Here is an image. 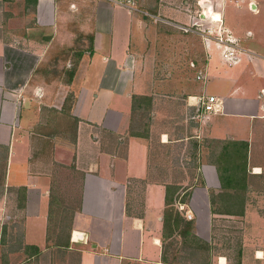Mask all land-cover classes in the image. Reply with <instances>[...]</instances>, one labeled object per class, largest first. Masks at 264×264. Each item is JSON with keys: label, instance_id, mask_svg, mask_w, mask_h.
<instances>
[{"label": "crops", "instance_id": "obj_1", "mask_svg": "<svg viewBox=\"0 0 264 264\" xmlns=\"http://www.w3.org/2000/svg\"><path fill=\"white\" fill-rule=\"evenodd\" d=\"M138 3L0 0V264H264V0ZM207 8L242 49L235 64L184 30ZM134 96L150 102L143 130ZM207 96L221 105L201 119ZM69 97L74 130L46 144L35 104ZM252 213L233 261L199 254L216 216Z\"/></svg>", "mask_w": 264, "mask_h": 264}, {"label": "rangeland", "instance_id": "obj_2", "mask_svg": "<svg viewBox=\"0 0 264 264\" xmlns=\"http://www.w3.org/2000/svg\"><path fill=\"white\" fill-rule=\"evenodd\" d=\"M9 12L14 13V8L12 7ZM199 14L201 15L202 12L198 13L197 15H199ZM196 21L198 22L199 20H196ZM201 22L204 25L207 24V20L203 19V21L201 20ZM10 26H11V22H9V21L6 22L7 31H10V29H9ZM74 26H75V24H74ZM198 44H199V51H198L197 56L199 57V62H200L198 68H201V65L203 62L202 58L204 57L203 56L204 54L202 55V43H201L200 38H198ZM61 70L62 69L55 68V69H48L44 72L43 77H45L46 79L44 80V84H41V86H40V88H42L44 92H46L47 91L46 89L48 88L49 92L51 93L52 87L53 88L56 87V86L52 85L51 78L54 75L60 73ZM60 77L63 78L62 76H60ZM46 85H49V86H46ZM50 93H49V96H51ZM44 98H46V97H44ZM44 98H43V100H45ZM43 102L44 101L39 102V104H37V103L35 104V107H38L39 109H41L40 113H42V116H44V120H43L44 125L43 126L40 125L41 128L40 127L36 128V130L39 133L37 138H39L41 140H45L46 144H47V139L46 138L44 139V137H49V139H52V137L53 138L59 137V140L62 141L68 135V133H66V131L68 130L69 134H70V132L74 130V127L76 124V120L72 119L69 115H67L68 114L67 110H68L69 106L72 104V100L70 97L67 98L65 100L64 105L62 106L61 110L54 109V108H51V109L45 108V107H43V104H45ZM60 102H61L60 99H58L57 101L55 100V104L57 107H59ZM50 110H51V112H50ZM146 117L147 116L145 114H143V112L139 111L135 117L136 119H135L134 125L138 128L139 127L142 128V125L145 122ZM39 129H41L42 132L39 131ZM49 144L51 145V143H49ZM39 148H40V150L38 149L39 151L38 150L37 151L39 154H42L43 156L47 155L48 151L51 149V147H49L47 149L46 148L42 149L40 147V145H39ZM242 152H243L242 150H237L233 153H230L228 155V159L226 161L224 160L225 163L229 162V161L233 162V159H235V158H238V160L241 163V161L243 159V155H242L243 153ZM222 160H223V158H222ZM224 161H223V163H224ZM227 164L229 165L231 163H227ZM233 165H231V166H233V169L235 170L234 172H236V170L237 171L242 170L241 164L237 163V164H233ZM229 169L232 170V168H229ZM184 183L187 184L186 186H184V188H187L188 185L190 184V182H184ZM254 186L257 187L258 183L254 182ZM250 199H255V198H250ZM70 201H71L70 197H66V200L64 199V203H63L64 207L63 208L69 209ZM67 204H68V207H67ZM73 204H75V203H73ZM252 211H253V209H252ZM257 214L259 215L260 213H257ZM257 214H254V213L248 214V215L245 214V216H242L241 218H237V217H233V216L229 217V218L216 216L214 218L213 227L211 229V232L209 233L210 241L209 242H204V241L200 242L199 241V243H198V246L200 249L199 254H205L206 256H208V255H211V256L215 255L216 256L220 253H223V254H226L228 256V259H230V261H233V258H235L236 254L238 253V250H239L238 248L240 247V243L243 240L244 228L245 227L248 228L249 225H252L253 217ZM64 215L67 217L68 213H65ZM55 216H56V221H57L56 223L59 224L63 221L61 219L62 214L55 213ZM57 216H58V220H57ZM5 221H6V219H5ZM65 221L63 223H65L67 225V222H65ZM53 230L54 229H52V231ZM246 230L249 231L248 229H246ZM66 231H67V228L64 230V233ZM55 232H57V231H55ZM205 237L207 239V236H205ZM190 242L193 243L194 240H192L186 236H183V239L182 238L178 239L177 245H179V250H180V246L182 248L185 245H188ZM208 248H210V251H208Z\"/></svg>", "mask_w": 264, "mask_h": 264}, {"label": "built area", "instance_id": "obj_3", "mask_svg": "<svg viewBox=\"0 0 264 264\" xmlns=\"http://www.w3.org/2000/svg\"><path fill=\"white\" fill-rule=\"evenodd\" d=\"M100 1H104L123 8L130 13H144L142 10H140L138 0ZM206 11L207 14L202 12V15H204L203 17H200V14L198 15V22L193 21L188 27L184 26V30L197 34L202 38L205 44H208L209 42L213 43L220 50L222 60L226 64H235L240 60V55L243 53L242 49L240 48L237 40L228 31L223 29L222 24H220V18L218 21H214L213 17L211 16L212 12L210 11V8H207ZM203 19L207 20V25L202 24L201 20L203 21ZM213 23H217V25H214ZM197 79H203L201 73L197 75ZM220 105V100L213 96L201 98L198 118L204 119L209 113L218 111V107ZM187 218H190V215L187 214Z\"/></svg>", "mask_w": 264, "mask_h": 264}, {"label": "trees", "instance_id": "obj_4", "mask_svg": "<svg viewBox=\"0 0 264 264\" xmlns=\"http://www.w3.org/2000/svg\"><path fill=\"white\" fill-rule=\"evenodd\" d=\"M73 72H74V70H71V72H70V75H73ZM149 104H150V102L148 101V98H144V97H142V96H134L133 98H132V110L133 111H140V112H144V114H145V111L148 109V107H149ZM143 126V125H142ZM142 130H143V127H142ZM142 130H140V131H142ZM131 135H134V136H140V137H142L143 136V132L141 133V132H132L131 133ZM233 167V166H232ZM232 167H230V168H232ZM243 168V171H244V165L242 166ZM221 168V167H220ZM234 169L232 168V170L231 171H233ZM167 192V191H166ZM171 195H169V194H167L166 193V196H165V203H166V205H167V207H169V205H171L172 203H171ZM170 211V215L171 214H174L175 215V217L173 218V220H174V222L176 223V225L178 224V222L180 221V219H179V217H178V215L177 214H175V212L173 213L172 211H173V208H172V206H170L169 208H167V211ZM227 214H229V212L227 213ZM231 214H233V215H242V212H233V213H231ZM184 232H188V229L186 228V230H184Z\"/></svg>", "mask_w": 264, "mask_h": 264}, {"label": "bare ground", "instance_id": "obj_5", "mask_svg": "<svg viewBox=\"0 0 264 264\" xmlns=\"http://www.w3.org/2000/svg\"><path fill=\"white\" fill-rule=\"evenodd\" d=\"M211 16L213 17L214 21H218L219 19V15L216 13V14H211Z\"/></svg>", "mask_w": 264, "mask_h": 264}]
</instances>
